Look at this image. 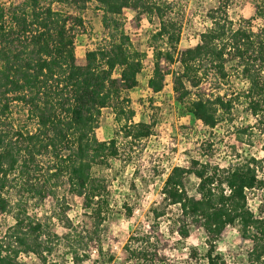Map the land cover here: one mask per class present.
I'll return each instance as SVG.
<instances>
[{"label": "trees", "instance_id": "obj_1", "mask_svg": "<svg viewBox=\"0 0 264 264\" xmlns=\"http://www.w3.org/2000/svg\"><path fill=\"white\" fill-rule=\"evenodd\" d=\"M85 1L95 2L103 11L106 35L85 52L84 61L76 58L70 25L82 26L80 17L40 7L39 0L8 7L0 3V213L8 209L3 193L10 186V176L16 175L22 192L40 201L52 197L59 184L65 183L81 199L94 226L101 221L107 206L106 187L91 170L118 155L114 139L99 141L95 137L102 110L111 108L116 122H123L124 139L137 142L151 135L150 126L130 123L133 113L122 106L127 102L125 94L138 86L144 56L132 47L120 26L127 9L158 20L150 38L153 71L148 88L152 93H160L172 75L177 102L185 104L209 129L230 112L234 100L242 98L247 111L261 124L260 131L264 130V0H251L254 15L246 22L231 21V1L217 0L206 15L210 27L200 34L198 43L181 51L180 25L166 15L168 7L163 1ZM256 20L262 24L252 23ZM174 64L178 71L171 70ZM229 69L247 83L234 100L209 89L210 83L224 82ZM14 106L34 122V131L14 127L9 120ZM261 150L259 160L221 168L208 160L192 159L189 166H176L168 174L162 195L165 204L174 208L169 217L175 226L171 234L188 238L192 229L203 233L208 246L204 264H218L220 257L213 256L215 244L230 226H238L241 237L252 242L248 261L261 263L264 213L254 215L246 201L247 191L264 187L256 173L264 160V144ZM189 177L198 180L195 195L186 189ZM17 210L14 224L0 233V264H26L18 261L20 254H33L40 264H57L47 262L45 253L51 249L41 239L44 225L27 218L24 209ZM163 215L155 214L156 218ZM168 244L159 229L139 228L123 250L129 264H171L164 253ZM78 250L68 251L72 264L88 259Z\"/></svg>", "mask_w": 264, "mask_h": 264}, {"label": "rangeland", "instance_id": "obj_2", "mask_svg": "<svg viewBox=\"0 0 264 264\" xmlns=\"http://www.w3.org/2000/svg\"><path fill=\"white\" fill-rule=\"evenodd\" d=\"M22 1L0 0V3L8 7ZM161 1L167 4L166 15L174 17L180 25V51L199 42L200 34L210 27L207 12L217 5V0ZM230 1L228 18L231 21L253 19L254 4L251 0ZM39 5L81 18L82 26L70 24L74 29V51L79 61H84L85 52L94 48L106 35L101 23L103 11L95 2L39 0ZM119 22L132 47L144 55L138 86L125 94L127 102L122 106L125 112L133 113L130 123L150 126L151 135L137 142L124 139L121 132L123 122H116L111 108L103 109L94 131L95 137L99 141L114 139L118 155L107 165L95 166L91 170L93 177L102 180L106 187L107 206L98 225L94 226L89 211L82 208L81 199L73 196L65 183L59 184L52 197L40 201L22 192L21 180L13 175L9 178L10 186L3 193L8 209L0 213V233L14 224L17 209H24L27 218L44 225L41 239L51 249L45 253L47 262L72 264L68 251L78 248V253L88 257L81 264H129L123 250L129 236L135 229L157 228L169 243L164 253L171 264H204L208 246L203 233L192 229L188 238L171 234L175 226L169 217L174 208L163 201L164 182L174 167H187L192 159L208 160L221 168L249 159L259 160L263 155L264 130L260 131L261 124H257L247 111L242 98L234 100L236 94L246 90L247 83L231 69L224 82L209 84L214 94L234 100L230 112L224 114L213 129L202 125L188 112L185 104L177 102L172 90V75L167 77L160 93H152L148 88L153 71L150 38L158 28V20L140 10L127 9ZM252 23L258 26L262 21ZM171 70L178 71V64H174ZM9 118L15 128L34 131V122L26 118L19 106L12 108ZM256 173L259 179L264 180V160L261 166H257ZM42 179L45 178L42 176ZM197 183V179L187 178L189 195H195ZM246 197L247 206L254 215L264 213V187L247 191ZM161 212L164 215L156 218L155 214ZM251 247L252 242L241 237L239 227L230 226L215 244L213 256L220 257L218 264H264V256L261 263L248 261ZM18 261L40 264L33 254H20Z\"/></svg>", "mask_w": 264, "mask_h": 264}]
</instances>
